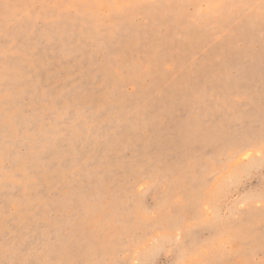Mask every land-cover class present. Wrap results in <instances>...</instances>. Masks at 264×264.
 Masks as SVG:
<instances>
[{
    "label": "rangeland",
    "instance_id": "rangeland-1",
    "mask_svg": "<svg viewBox=\"0 0 264 264\" xmlns=\"http://www.w3.org/2000/svg\"><path fill=\"white\" fill-rule=\"evenodd\" d=\"M0 264H264V0H0Z\"/></svg>",
    "mask_w": 264,
    "mask_h": 264
}]
</instances>
